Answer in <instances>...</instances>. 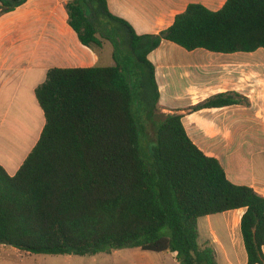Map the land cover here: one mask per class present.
Returning a JSON list of instances; mask_svg holds the SVG:
<instances>
[{"label":"trees","instance_id":"obj_1","mask_svg":"<svg viewBox=\"0 0 264 264\" xmlns=\"http://www.w3.org/2000/svg\"><path fill=\"white\" fill-rule=\"evenodd\" d=\"M26 1L0 0L1 12ZM66 8L80 41L93 49L110 41L116 64L53 68L36 88L41 136L14 176L0 165V244L37 255L138 248L176 253L179 264H219L213 243L199 242V219L244 209L247 264H264V196L233 183L191 139L182 114L156 122L160 92L148 58L165 40L188 51L264 48V0H227L218 11L191 3L169 28L143 35L111 14L107 0H69ZM239 97L220 93L195 109Z\"/></svg>","mask_w":264,"mask_h":264},{"label":"crops","instance_id":"obj_2","mask_svg":"<svg viewBox=\"0 0 264 264\" xmlns=\"http://www.w3.org/2000/svg\"><path fill=\"white\" fill-rule=\"evenodd\" d=\"M69 0H27L9 12L0 3V165L14 176L37 144L45 114L36 96L53 68L111 67L113 45H84L69 24ZM227 0H107L116 17L140 34H158L191 3L212 11ZM149 60L155 66L159 109L183 115V123L198 147L220 160L229 179L254 188L264 196V48L254 52L188 51L163 41ZM234 92L243 102L219 108L195 109L220 93ZM35 125L22 128L23 106ZM159 110V111H160ZM259 144V145H256ZM254 146V147H253ZM244 209L225 212L231 230L230 245L222 244L223 264H247L240 223ZM239 226V228H237ZM218 254L220 240L213 231ZM220 242V241H219ZM128 264H179L176 253L133 248ZM30 253L0 244V264H35ZM220 264V263H219Z\"/></svg>","mask_w":264,"mask_h":264},{"label":"rangeland","instance_id":"obj_3","mask_svg":"<svg viewBox=\"0 0 264 264\" xmlns=\"http://www.w3.org/2000/svg\"><path fill=\"white\" fill-rule=\"evenodd\" d=\"M133 83H137L136 75L133 73ZM150 95L153 96V90L150 89ZM159 108V105H158ZM29 109V106L26 104L23 106V111L21 114L22 128L26 130L30 127L29 125H35L37 122L31 121L33 118L28 120L26 110ZM160 110V109H159ZM156 122L158 123L163 119V113L161 110L156 113ZM146 123H149L150 120L146 119ZM151 130V129H148ZM153 133H150V139L153 141L150 142L151 147L156 145L155 137V129H152ZM142 138L144 135L142 134ZM259 145V144H256ZM254 147V146H253ZM239 228V226H237ZM213 231L219 237V241L217 242L218 246H220L221 253L218 254V262L223 264L224 261V250L222 248V244L226 246L230 245L231 238V230L228 225V218L225 213H219L211 216L202 217L199 219V232L200 239L199 242L201 244L212 243L214 234ZM215 247V245H214ZM216 248V247H215ZM133 248H125L119 250H112L111 252H103L95 255H86V256H77V255H37L32 254L29 257L35 258V264H128L129 261L125 260L131 257V253H133Z\"/></svg>","mask_w":264,"mask_h":264}]
</instances>
